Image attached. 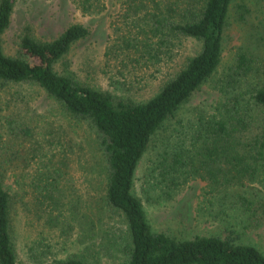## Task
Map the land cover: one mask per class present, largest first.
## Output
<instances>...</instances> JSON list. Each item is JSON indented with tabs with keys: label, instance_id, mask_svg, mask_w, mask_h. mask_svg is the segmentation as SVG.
Returning a JSON list of instances; mask_svg holds the SVG:
<instances>
[{
	"label": "trees",
	"instance_id": "1",
	"mask_svg": "<svg viewBox=\"0 0 264 264\" xmlns=\"http://www.w3.org/2000/svg\"><path fill=\"white\" fill-rule=\"evenodd\" d=\"M14 1L0 0V264H18L9 230L11 200L17 199L44 226L55 228L65 224L63 208L75 181L68 159L62 152L58 156L59 147L66 151L71 141L35 130L30 101L13 88L24 84L40 87L93 135L105 167V203L125 221L119 264H264V252L241 242V233L232 227L226 234L192 237L154 230L133 193L135 171L148 145L218 67L231 0H71L82 15L102 13L109 1L118 7L109 16V27L133 64L162 59L180 38L200 43L199 50L146 100L96 89L54 68L89 34L81 22L69 24L49 40L34 37L25 23L14 51L6 53L2 39ZM234 9L243 18L248 8L238 3ZM219 91L225 101L213 113L199 115L186 132L175 129L160 139L155 161L168 184L194 177L213 187L245 188L264 179V27L252 31L238 47ZM183 137L188 146L178 147L176 140ZM9 176L17 186L12 194L4 187ZM234 200L238 215L245 217L242 223L247 222L244 228L264 213L261 197L253 199L242 191ZM53 264L85 262L68 256Z\"/></svg>",
	"mask_w": 264,
	"mask_h": 264
},
{
	"label": "rangeland",
	"instance_id": "2",
	"mask_svg": "<svg viewBox=\"0 0 264 264\" xmlns=\"http://www.w3.org/2000/svg\"><path fill=\"white\" fill-rule=\"evenodd\" d=\"M109 2L100 14L82 15L71 0H15L11 22L2 39L3 49L9 54L14 51L16 35L25 23L31 26L34 37L49 40L69 24L81 22L88 27L89 34L75 42L54 68L96 89L146 100L199 50L200 43L192 38H180L174 50L162 59L133 64L123 56L119 42L111 34L109 16L118 7ZM238 3L248 8L243 18H238L234 9ZM262 27L264 0H231L218 67L164 124L139 161L133 193L142 201L154 230L192 237L226 234L225 229L232 227L241 233V242L253 244L264 252V213L258 216L257 224L252 222L244 228L242 225L247 222L242 223L245 217L238 215L234 200V195L242 191L253 199L261 197L264 200V179L245 188L213 187L206 180L194 177L179 179L182 184L171 185L161 179L162 171L155 161L162 137L170 132L174 134L175 129L178 133L186 132L199 115L208 116L225 101L219 91L220 81L238 47L247 42L252 31ZM13 88L30 101L38 133L48 136L53 132L56 138L71 141L70 149L64 151L63 146L59 147L58 156H62V152L68 159L69 173L75 179L63 208L65 224L55 228L44 226L17 199L11 200L9 230L18 264H53L68 256L79 258L85 264H119L118 245L127 235L125 221L118 211L105 203V167L93 135L37 85H15ZM187 140L177 139L176 144L188 146ZM4 187L11 194L17 188L12 176L7 178ZM25 199L29 201L28 194ZM69 224L71 229L67 227Z\"/></svg>",
	"mask_w": 264,
	"mask_h": 264
}]
</instances>
